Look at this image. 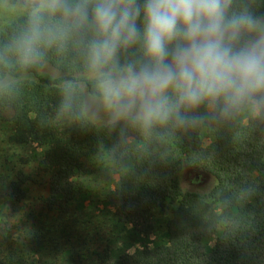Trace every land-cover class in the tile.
<instances>
[{
    "label": "clouds",
    "instance_id": "9594fccd",
    "mask_svg": "<svg viewBox=\"0 0 264 264\" xmlns=\"http://www.w3.org/2000/svg\"><path fill=\"white\" fill-rule=\"evenodd\" d=\"M0 17V104L52 69L54 121L114 153L264 120V0H0Z\"/></svg>",
    "mask_w": 264,
    "mask_h": 264
},
{
    "label": "trees",
    "instance_id": "16d2710c",
    "mask_svg": "<svg viewBox=\"0 0 264 264\" xmlns=\"http://www.w3.org/2000/svg\"><path fill=\"white\" fill-rule=\"evenodd\" d=\"M9 22L0 19V27ZM54 85V70L34 72L19 98L0 104L8 139L35 145L32 168L46 177L45 192L36 196L26 189L36 181L30 167L0 180V264H25L29 253L59 249L73 259L86 257L83 264H264V120L242 123L238 117L178 134L148 154L134 146L114 153L112 137L54 121ZM103 153L116 178L100 210L91 202L87 213L80 176ZM30 199L41 205L39 212L23 211ZM215 204L222 205L221 213ZM156 210L170 214L164 244L129 253L116 252L109 238L99 243L105 229L111 238L122 231L147 237ZM218 229L214 245L206 248Z\"/></svg>",
    "mask_w": 264,
    "mask_h": 264
},
{
    "label": "rangeland",
    "instance_id": "374dc122",
    "mask_svg": "<svg viewBox=\"0 0 264 264\" xmlns=\"http://www.w3.org/2000/svg\"><path fill=\"white\" fill-rule=\"evenodd\" d=\"M0 19L2 21H6V19H3L2 17H0ZM45 73L53 74V70H45ZM8 116L9 113H5L4 117ZM239 119L242 123H247L250 120L244 115H241ZM9 133V126L3 124L2 121H0V180L6 181L8 175L13 169L15 171L18 168L30 167L29 170H31L32 176L36 181L35 183L26 186V189L30 194H32V196L44 193L46 189V177L42 173H37L34 168H32L33 165L31 164L33 160H37V153L39 149L33 144L22 145L12 143L8 139ZM87 164L88 172L80 176V180L88 192L87 199L82 201V205L87 206L88 209H85V212L88 213L90 212L89 208L93 207L94 209V206L96 205H98V210H100L101 201L111 188L112 182L116 178V174L111 162L108 161V158L104 153L103 155L97 157V159L91 161L89 160ZM189 177L193 178L194 173H190ZM201 184L203 183L200 182L199 185ZM30 200V203L28 201V204L26 203L27 205L22 206L23 211L25 213H27L29 210H34L33 212H39L40 209H42L41 205H38V202L34 201L33 199ZM91 202L94 204L92 207L90 206ZM30 204L31 206H29ZM215 208L218 213L223 211L221 204H215ZM97 212L95 211L94 214ZM169 215V211L162 212L156 210L153 217V229L147 237L142 238L141 240H139L138 237L134 235H129V233H126L125 231H122L119 234H114L111 238L108 230L105 229L99 238V243H102L104 240H106V238H109L110 241H112L110 242L112 249H114L116 252L126 251L129 253H133L136 249L142 248L144 246L152 247L155 243L164 244L167 239L165 234V225ZM100 219L103 221L102 217H100ZM45 223L47 227L50 225L48 220H45ZM218 233L219 229L210 235L205 243L206 248H211L214 245L218 238ZM41 252L38 251V253H36L34 256H30V253L25 255V264H44V260H42L43 257L47 259L49 264H83L87 260L86 257H83L81 260L78 258L73 259L72 257L68 256L65 250L62 249H59V251L51 250L49 252L41 250Z\"/></svg>",
    "mask_w": 264,
    "mask_h": 264
}]
</instances>
